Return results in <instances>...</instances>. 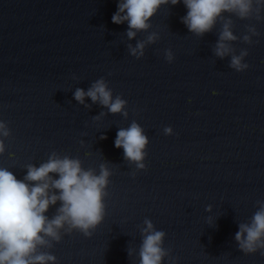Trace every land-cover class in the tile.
Returning <instances> with one entry per match:
<instances>
[{
	"label": "water",
	"instance_id": "water-1",
	"mask_svg": "<svg viewBox=\"0 0 264 264\" xmlns=\"http://www.w3.org/2000/svg\"><path fill=\"white\" fill-rule=\"evenodd\" d=\"M117 4L0 0V121L11 130L0 167L23 180L25 165L39 167L55 151L97 174L108 162L113 173L106 215L92 237L74 231L44 251L57 264H140L147 218L166 233L163 246L175 264H264V255H245L234 240L238 224L250 221L264 200V20L225 14L238 38L246 25L260 33L251 45L233 43L237 54L249 53V68L240 73L228 67L230 57L213 56L221 24L202 39L191 34L181 23L182 0L161 6L149 30L160 39L143 58L132 57L127 45L136 41L127 39L128 25L112 23ZM169 49L171 64L164 56ZM100 78L127 101L128 119L109 113L96 121L108 110L87 98L90 109L75 101L76 88L87 91ZM132 121L149 139L144 171L114 144L119 128ZM165 127L173 135H165ZM58 207L45 215L51 219ZM128 247L135 250L130 258Z\"/></svg>",
	"mask_w": 264,
	"mask_h": 264
},
{
	"label": "clouds",
	"instance_id": "clouds-1",
	"mask_svg": "<svg viewBox=\"0 0 264 264\" xmlns=\"http://www.w3.org/2000/svg\"><path fill=\"white\" fill-rule=\"evenodd\" d=\"M187 14L181 18L191 34L202 39L206 33L214 30L216 24H221L218 39L212 46L213 56L223 60L230 57L228 67L236 72H245L249 64L245 58L249 55L247 49H241L239 54L233 43L241 39L243 43L251 45L252 37L259 36L254 25H246L244 34L238 38L233 33L234 22L225 16H235L240 20L257 22L264 20V0H182ZM181 0H118L117 11L112 16V23L127 24L125 35L129 41L135 40V46L127 45V51L136 59L145 55L147 46L155 44L160 36L150 32L151 19L157 14L161 6H176ZM139 33H149L143 40H137ZM166 61H174L172 51L164 53ZM73 79H76L74 76ZM92 104H99L108 110L93 117L99 121L106 114L122 115L128 119L125 110L127 101L121 96H113L107 81L100 78L91 83L85 91L76 88L75 101L90 109ZM163 132L167 136L173 135L171 127H165ZM11 136L8 124L0 121V155L6 150L5 140ZM101 136L100 139H106ZM117 149H123L124 160L135 165L137 171L146 170V149L149 139L145 130L135 121L127 128H119L114 141ZM83 146V141H81ZM86 156L90 153H85ZM106 161V160H105ZM27 174L23 180H18L12 171L0 167V264H57V259L49 251L53 242L60 243L62 235L75 232L91 238L96 228L103 222L106 215L105 199L112 172L108 162L101 164L99 173L95 169L82 167L78 158L53 151L48 159L39 164L25 165ZM135 173H133V176ZM58 176V178H55ZM60 203L55 214L49 219L45 213L50 206ZM257 210L247 223H239L234 240L238 250L245 255L259 252L264 255V200L256 202ZM206 212H212V206L206 207ZM215 224V222H214ZM209 226H214L211 217ZM141 243L138 256L140 264H163L167 258L170 264H175L170 249L164 248L166 233L156 230L150 219H145L140 227ZM128 257L135 253L127 248Z\"/></svg>",
	"mask_w": 264,
	"mask_h": 264
}]
</instances>
